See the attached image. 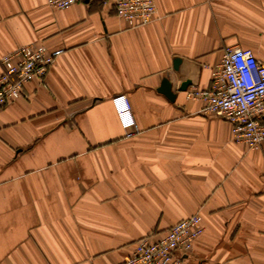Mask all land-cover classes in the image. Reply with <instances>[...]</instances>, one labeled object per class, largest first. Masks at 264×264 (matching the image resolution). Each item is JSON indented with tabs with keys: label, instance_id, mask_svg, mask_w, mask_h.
Instances as JSON below:
<instances>
[{
	"label": "crops",
	"instance_id": "0c3cea01",
	"mask_svg": "<svg viewBox=\"0 0 264 264\" xmlns=\"http://www.w3.org/2000/svg\"><path fill=\"white\" fill-rule=\"evenodd\" d=\"M153 1L155 19L129 28L112 0H0V57L60 51L0 109V264H121L196 213L184 264H264V143L234 142L188 97L210 87L226 48L264 61V0ZM165 78L172 101L158 92Z\"/></svg>",
	"mask_w": 264,
	"mask_h": 264
},
{
	"label": "built area",
	"instance_id": "2783aa9c",
	"mask_svg": "<svg viewBox=\"0 0 264 264\" xmlns=\"http://www.w3.org/2000/svg\"><path fill=\"white\" fill-rule=\"evenodd\" d=\"M80 0H46L53 9H66ZM115 15L129 28L147 25L156 17L153 0H112ZM59 50L25 45L0 57V109L22 96L24 85L42 79ZM188 97L203 102L201 113L226 121L234 142L258 149L264 143V61L251 50L226 48L220 64L212 70L210 87L192 88ZM118 123L126 137L135 133V122L123 95L111 99ZM201 217L192 214L156 240H138L121 264H184L195 239L201 234Z\"/></svg>",
	"mask_w": 264,
	"mask_h": 264
},
{
	"label": "water",
	"instance_id": "95a60500",
	"mask_svg": "<svg viewBox=\"0 0 264 264\" xmlns=\"http://www.w3.org/2000/svg\"><path fill=\"white\" fill-rule=\"evenodd\" d=\"M178 60L179 59H175L174 62H173V69L176 70L177 69V65H178ZM190 85V82L189 81H185V82H182L179 87L177 88V92H184L187 88V86ZM158 92H160L161 94L165 95L169 100H174L175 96H176V93H174L172 91V84L171 82L165 78L159 89H158Z\"/></svg>",
	"mask_w": 264,
	"mask_h": 264
}]
</instances>
